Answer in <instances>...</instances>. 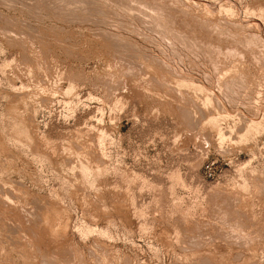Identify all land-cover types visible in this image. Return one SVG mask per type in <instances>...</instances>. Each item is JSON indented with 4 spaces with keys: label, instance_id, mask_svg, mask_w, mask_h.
I'll return each instance as SVG.
<instances>
[{
    "label": "rangeland",
    "instance_id": "374dc122",
    "mask_svg": "<svg viewBox=\"0 0 264 264\" xmlns=\"http://www.w3.org/2000/svg\"><path fill=\"white\" fill-rule=\"evenodd\" d=\"M248 263L264 0H0V264Z\"/></svg>",
    "mask_w": 264,
    "mask_h": 264
},
{
    "label": "bare ground",
    "instance_id": "6f19581e",
    "mask_svg": "<svg viewBox=\"0 0 264 264\" xmlns=\"http://www.w3.org/2000/svg\"><path fill=\"white\" fill-rule=\"evenodd\" d=\"M224 2V1H223ZM198 3V2H197ZM221 3V2H220ZM219 5V4H218ZM225 5V4H224ZM226 6V5H225ZM228 10V9H227ZM97 11V10H96ZM114 12V11H113ZM244 13V12H243ZM205 14V13H204ZM132 15V14H131ZM208 19V18H207ZM244 19V18H243ZM158 20V19H157ZM153 21V20H152ZM213 21V20H212ZM206 26V25H205ZM222 32V31H221ZM250 37V36H249ZM228 38V37H227ZM232 39V38H231ZM242 41V40H241ZM239 45V44H238ZM134 54V53H133ZM140 58V57H139ZM231 61V60H230ZM131 62V61H130ZM232 63V62H231ZM223 66V65H222ZM223 68V67H222ZM221 68V69H222ZM142 71V70H141ZM237 71V70H236ZM229 74V73H228ZM176 77V76H175ZM167 78V77H166ZM174 78V77H173ZM165 81V80H164ZM186 82V81H185ZM192 82V81H191ZM165 84V83H164ZM191 85V84H190ZM181 87V86H180ZM182 89V88H181ZM197 89V88H196ZM203 93V92H202ZM201 95V94H200ZM198 102V101H197ZM205 103V102H204ZM208 103V102H207ZM253 110V109H252ZM206 116V115H205ZM215 116V115H214ZM237 116V115H236ZM216 122V121H215ZM213 123V122H212ZM240 124V123H239ZM221 135V134H220ZM224 147V146H223ZM211 193V191H210ZM5 195V194H4ZM3 197V196H2ZM2 202V201H1ZM204 209V208H203ZM202 209V210H203ZM212 209V208H211ZM221 209V208H220ZM42 210V209H41ZM206 213V212H205ZM243 215V214H242ZM217 217V216H216ZM48 219V218H47ZM223 223V222H222ZM236 223V222H235ZM178 227V226H177ZM239 227V226H238ZM232 230V229H231ZM185 234V233H184ZM195 234V233H194ZM187 235V234H186ZM236 235V234H235ZM186 237V236H185ZM204 237V236H203ZM227 238V237H226ZM247 238V237H246ZM254 240V239H253ZM257 242V241H256ZM233 244V243H232ZM197 245V244H196ZM196 247V246H195ZM207 257V256H206ZM217 257V256H216ZM78 262V261H77ZM249 264V263H248Z\"/></svg>",
    "mask_w": 264,
    "mask_h": 264
}]
</instances>
